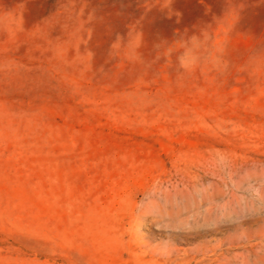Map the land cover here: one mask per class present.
<instances>
[{
  "label": "rangeland",
  "instance_id": "rangeland-1",
  "mask_svg": "<svg viewBox=\"0 0 264 264\" xmlns=\"http://www.w3.org/2000/svg\"><path fill=\"white\" fill-rule=\"evenodd\" d=\"M0 264H264V0H0Z\"/></svg>",
  "mask_w": 264,
  "mask_h": 264
}]
</instances>
